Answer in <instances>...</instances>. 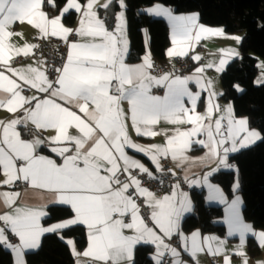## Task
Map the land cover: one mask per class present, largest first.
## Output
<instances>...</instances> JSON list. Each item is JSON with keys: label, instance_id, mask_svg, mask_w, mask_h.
I'll use <instances>...</instances> for the list:
<instances>
[{"label": "snow or ice", "instance_id": "1", "mask_svg": "<svg viewBox=\"0 0 264 264\" xmlns=\"http://www.w3.org/2000/svg\"><path fill=\"white\" fill-rule=\"evenodd\" d=\"M113 2L86 0L82 5L78 0H66L60 14L49 18L43 10L45 0H0V110L11 117L0 119V188L8 189L0 191V206L6 209L0 212V246L15 254V264H26L25 250L38 248L43 234L84 226L87 247L82 253L76 251L73 240L66 241L76 264H136V249L143 245L155 247L150 257L154 264H164L166 253L173 258L171 264H186L177 248L166 242L173 236L180 238L194 264H199L198 254L205 251L211 256L223 255V264H231L232 255L248 264L243 251L246 234L264 248V231L243 223L239 196L229 202L220 187L209 181L221 168L235 167L228 163L230 153L264 140V136L250 129L248 117L237 118L231 104L222 109L216 102L223 93H216L212 80L202 76L214 64L196 67L191 75L166 72L157 76L152 74L150 51L141 63H127L124 0H115L121 11L115 14L112 30L106 17L99 15V9L107 12ZM47 4L55 8L56 0H47ZM72 10L79 14L76 28L62 22ZM145 11L168 21L173 45L167 51L169 58L187 57L202 34L225 37L222 28L199 25L197 15H175L159 3ZM16 22L36 29V39L59 38L66 45L61 65L49 69L40 60L34 61L36 66L14 67L16 57L34 55L33 49L39 47L11 43L13 36L23 37L10 30ZM73 36L76 39H70ZM221 51L239 55L234 49ZM191 59L199 62L201 57ZM226 63L222 58L215 70L222 72ZM190 82L200 90L193 92ZM258 82L264 83V75ZM29 90L31 94H25ZM202 92L207 97L205 110L200 112ZM161 123L172 127L157 130ZM130 127L137 137L163 135L165 142L136 143ZM194 146L205 149L204 155H188ZM127 149L147 156L158 173L164 172L161 159L170 158L183 170L189 188L204 186L209 201L225 204L228 235L239 233L236 249L229 253L226 240L201 238L199 230L185 236L181 222L193 208L189 193L177 181L169 192L157 195L145 184L158 177ZM213 163L215 168L192 178L193 167ZM167 171L177 175L173 169ZM19 185L24 186L22 191L16 190ZM238 187L237 183L233 191ZM50 206L70 212L69 218L43 226L41 220L49 216ZM9 234L18 242L13 243ZM81 256L87 259L81 260Z\"/></svg>", "mask_w": 264, "mask_h": 264}, {"label": "trees", "instance_id": "2", "mask_svg": "<svg viewBox=\"0 0 264 264\" xmlns=\"http://www.w3.org/2000/svg\"><path fill=\"white\" fill-rule=\"evenodd\" d=\"M85 1V0H81ZM175 8L178 13L196 12L203 24L224 28L227 32L243 35L240 46L242 58L228 66L221 76L223 95L221 100L232 102L239 117H248L249 125L261 131L264 136V83L256 84L258 64L264 61V0H126L128 33L131 40L129 62H138L145 53V30L150 38V45L155 59L166 63V53L170 45L168 23L160 18L143 12L144 8L155 4ZM66 0H56V7H50L45 0V7L50 17L60 14ZM120 11L113 2L110 9L100 13L106 23L113 27L115 14ZM77 14L71 12L64 17L65 23L74 25ZM239 86L242 91L237 90ZM230 163L236 171H221L213 175L212 180L220 184L227 194L234 195L233 187L239 184V193L243 197L245 219L256 229H264V140L242 149L230 156ZM195 214L183 219L181 229L189 233L200 229L203 232H217L225 236V227L221 224L224 215L220 206H209L204 192H193ZM70 212L50 208L45 224L68 219ZM61 236L63 239H61ZM75 241L78 249L87 245V231L84 226H73L59 233L46 234L40 249L27 255L28 264H76L67 240ZM251 252L255 255L260 248L253 238L249 240ZM155 247L138 246L135 252L136 264H154L150 258ZM0 264H14L12 252L0 246Z\"/></svg>", "mask_w": 264, "mask_h": 264}, {"label": "crops", "instance_id": "3", "mask_svg": "<svg viewBox=\"0 0 264 264\" xmlns=\"http://www.w3.org/2000/svg\"><path fill=\"white\" fill-rule=\"evenodd\" d=\"M78 2L83 5V4L86 3V0L84 2L81 1V0H78ZM104 2H105V0H100V3L101 4L104 3ZM124 2L126 4V0H124ZM165 7H168V6H165ZM147 8H149V7H147ZM147 8H144L143 9V12L146 13V14H148L145 11ZM168 8H170L172 10L173 14H175V15H197L198 16V24L199 25H203V26H205L207 28H211V29H220L221 28V27H214V26H209V25L203 24L200 21L199 14L196 13V12H191V13H178L177 10H175L174 8H171V7H168ZM43 10L46 13H48V11H47V9L45 7V4L43 6ZM100 10L101 9H99L100 18L101 19H104L103 15L100 13ZM120 11H121V9H120ZM71 12H75V11L72 10ZM76 14H77V20H76V23L74 25H69V24L65 23L64 18H63L62 22L64 23V25L66 27H70V28H76V27H78V24H79V14L78 13H76ZM66 15H68V14H66ZM150 16L157 17V16H154V15H150ZM49 18H53V17H50V15H49ZM125 18H126V22H127L126 35H127V40L129 42V44H128L129 50H128V54H127V63H129V64H138V63H141L142 62V58L138 62H129V60H128L129 55H130V52H131V40H130L129 33H128V21H127L126 9H125ZM160 18L164 19L168 23V21L165 18H163V17H160ZM105 23H106V21H105ZM106 25L108 26L109 30H112V28L114 27V26L113 27L109 26L107 23H106ZM168 26H169V29H170V45H169L167 51L170 48L173 47V45L171 43V27H170L169 24H168ZM222 29L224 30L225 37H240L239 42L237 40H235V39L225 38V37H220V36H213L210 33H205V34H202L203 35V38L199 41V43H194L192 45V48L188 50V56H187V58L189 57L190 60H191V62H192V69L190 70V72L187 75H191L194 72V69L196 67L206 66V65H208L210 63L214 64V66L212 68H207L206 67L204 73H202V76H203V78H204L205 81H207L208 79H211L212 80L213 85H214V91L216 93H223V85H222V80H221V76H222L223 72L234 61H238V60H240L242 58V53H241L240 46H241V43H242V40H243V35L230 33V32H227L224 28H222ZM10 30L13 31V32L23 33V37H21V36H13L11 38V43H13V44H15L17 46H23L26 42L27 43H32V44H37L38 41L40 40V39H36L35 38V37H37L39 35L38 31L36 29H34L33 27L29 26L26 22L25 23L16 22L13 26H11V29ZM74 39H76V37H74ZM146 41H147V43H146ZM145 48H146L145 49V53L147 51H150V53H151V60H152L153 66L155 67V65H156V63L158 61L155 59V57L153 55V52H152V49H151V45H150V38H149V35H148L147 32L145 34ZM227 49H234L236 52L239 53V55L238 56H230L227 52H222L221 51V50H227ZM145 53H144V55H145ZM193 55H199L201 57L200 61L199 62L193 61L191 59V57ZM166 57H167V61H169V62H171L174 58H176V57L169 58L168 55H167V53H166ZM17 58H19V57H16L13 60V62H12V64H13L14 67H26L28 65L36 66L34 64V61H39V60H36L35 59V60H27V61H23V62H20V63H16ZM222 58L223 59H226L227 60V63L224 66V70L222 72H217L215 70V68L217 66H219V61ZM152 74L155 75L153 72H152ZM189 87H190V89L193 92H196V91H199L200 90L194 82H190ZM25 94H31V90H29ZM221 96L222 95H218L216 97V102L220 105V107L223 109L228 104H231L232 107H233V109H234L233 103L232 102L222 101L220 99ZM206 97H207V93L206 92H202L201 93V101L199 102L198 108H197V110L200 111V112H203L205 110V100H206ZM125 107H127V105H125ZM234 113H235V110H234ZM216 115H219V113H217ZM235 116L237 118H241V117L237 116L236 113H235ZM10 118H11L10 117V114H8L6 111L0 110V119H10ZM171 127H172L171 125H168V124H165V123H161L158 126L157 130L163 129V128H171ZM249 127H250V125H249ZM250 129H254L255 130L256 128L250 127ZM129 133H130V136H131V138H132V140L134 142L139 143V144H142V145L164 144V142H165V137L163 135H159V136H157L155 138L137 137L136 134H135V132L131 129V127L129 128ZM201 138H203V137H201ZM257 141H259V140H257ZM194 149L195 150L190 151L188 153V155H190L193 158H197V157L203 156L204 153H205V151H206L205 149L199 148L198 146H194ZM127 151H128V154L130 156H133L135 159H137L140 162L144 163L145 166H147L157 176L158 172H156L154 165L152 164L151 160L147 156H144L141 153L134 152L131 149H127ZM45 154H48V153H45ZM233 154H235V153H230L229 154V158ZM229 158H228V163L231 164ZM168 159L170 160V162L172 164L171 169H173L177 173V175L183 176L184 175L183 170L181 168H178L176 166L175 162H173L170 158H168ZM163 160L164 159L162 158L161 159V164L163 163ZM162 166H163V164H162ZM215 167H216V164L215 163L211 164L209 167L195 166V167L192 168V173H195V175L192 176V178L195 179L197 177H202L206 172L210 171L212 168H215ZM221 171H236V168L235 167L234 168H221L220 171H218V172H221ZM218 172H216V173H218ZM212 177H210V181L209 182L212 183V184H214V185H217L218 187H220V189L224 192V194L227 197V199L229 200V202L232 199H234L236 196H239L240 197L241 203H240V206H239V211H240V216L242 217L243 223L244 224L251 225L252 228H253V230H255L257 232L264 231V229H256L252 223L248 222L245 219L244 212H243L244 202H243L242 195L239 193V187L236 188L235 191H233L234 192V195L232 197H230L227 194V192L224 190V188L220 184H218V183H216V182H214L212 180ZM2 178L3 177L0 176V179H2ZM237 183L238 182L236 181V183L234 185H236ZM23 187H24L23 185H19L16 190H21L22 191ZM5 190H8V189L0 188V191H5ZM183 191H185V190H183ZM195 191L204 192L205 198H206V203L209 206H220V207L223 208L224 215H223V217H222V219H221L220 222H221V224L224 225L226 234H225V236H221L217 232H203L200 229H196V230H193V231H191L189 233H186V232H184L181 229L182 232H183V234L185 236H190L192 232L199 230L200 233H201V238H203L205 236H215V237L219 238L220 240H226V244H225L224 247L227 249V251L229 253H231L240 244L239 233H236V234H234L232 236H229L228 235L229 226L226 223V213H225L226 205L225 204H221L218 201H209L207 199V197H208V189L206 187H204V186H194V187L190 188L189 191H186V192L189 193V195L191 197L193 208H192V211L191 212L185 213L183 219L185 217H187V216H190V215H194L195 214V204H194V201H193V192H195ZM163 194L164 193L157 194V195H163ZM50 208H51V206L49 207V209ZM49 209H48V212H49ZM5 210L6 209H4L2 206H0V212L5 211ZM46 218L47 217L42 218V220H41V223H42L43 226L47 227V226H50V225L54 224V223L45 224L44 221H45ZM183 219H182V221H183ZM55 223H57V222H55ZM181 225H182V222H181ZM61 231H63V230H61ZM46 234H50V233H45V234H43L40 237V243H39V247L38 248L32 249V250H25V252H24V260H25L26 264H28L27 263V255L30 254V253H35V252H37L40 249L41 244H42L43 237ZM250 238H253L255 240L256 244H257L256 239L250 233H248V234H246V244H245V246L243 248V251L247 254L248 264H257L258 261H264V248H261V247L258 246L260 248V252L258 254H255L254 255L251 252L250 247H249V244H248ZM9 239L13 243H17L18 242L17 241V238L14 237V236H12L11 234H9ZM175 239L178 240L179 246H175L172 243V241L175 240ZM166 242L169 243L172 247L177 248V250L180 252V258H181V260L185 261L186 264H194L193 260L188 255V253L184 251V248H183V246L181 244V241H180V238L178 236H173L171 240H166ZM74 243H75V241H74ZM190 243L191 242L189 241V245H190ZM86 247H87V245H86ZM86 247L83 250H80V249H78V247H77V245L75 243V248H76V251L77 252L82 253L86 249ZM154 253H155V251H154ZM12 255H13L14 264H15V254L12 252ZM80 259L81 260H86L87 258H84V257L81 256ZM172 259L173 258L170 256V254H167L166 253L165 256L163 257V262H164V264H171ZM198 259H199V264H223L224 257H223V255L211 256V255L207 254V252L205 251L204 253L198 254ZM75 260H76V258H75ZM231 264H241V258L239 256L232 255V257H231Z\"/></svg>", "mask_w": 264, "mask_h": 264}, {"label": "built area", "instance_id": "4", "mask_svg": "<svg viewBox=\"0 0 264 264\" xmlns=\"http://www.w3.org/2000/svg\"><path fill=\"white\" fill-rule=\"evenodd\" d=\"M70 39H74V36L70 37ZM37 45L39 47L33 49L34 55H30L29 57L20 56L19 58H17L16 63L36 59L39 61H46L49 69H51L52 66L59 67L61 65V58L66 55V45H64V43L59 38L49 37L47 39H40ZM191 69L192 62L189 57H176L171 62H157L154 67L153 73L158 76L166 72H174L176 75L185 76L190 72ZM162 164L164 172L157 174V180L146 181L145 186L149 187L157 194H162L170 191V186L179 181L182 190H190L188 185L183 181V176L176 175L175 177H173L171 173L167 171L168 169H171L172 166L169 159H164ZM160 180L163 181V184L160 183ZM172 243L175 246H179V242L176 239L173 240Z\"/></svg>", "mask_w": 264, "mask_h": 264}, {"label": "rangeland", "instance_id": "5", "mask_svg": "<svg viewBox=\"0 0 264 264\" xmlns=\"http://www.w3.org/2000/svg\"><path fill=\"white\" fill-rule=\"evenodd\" d=\"M262 64H264V61L260 59L259 64H258V69H259V71H258V75H257V78H256V84H257V85H262V84H263V83H259V82H258V81H260L262 75H264V68L261 67ZM255 130L259 131L258 129H255ZM259 132L261 133V131H259ZM261 134H262V133H261ZM259 141H260V140H259ZM259 141L255 142V143L252 144V145H255V144L258 143ZM252 145H251V146H252ZM249 147H250V146H249ZM246 148H248V147H246ZM243 149H245V148H243ZM241 150H242V149H241ZM241 150H239V151H241Z\"/></svg>", "mask_w": 264, "mask_h": 264}, {"label": "water", "instance_id": "6", "mask_svg": "<svg viewBox=\"0 0 264 264\" xmlns=\"http://www.w3.org/2000/svg\"><path fill=\"white\" fill-rule=\"evenodd\" d=\"M175 9V8H174ZM176 10V9H175Z\"/></svg>", "mask_w": 264, "mask_h": 264}]
</instances>
